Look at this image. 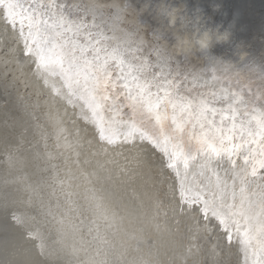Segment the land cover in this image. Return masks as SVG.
Wrapping results in <instances>:
<instances>
[{"label": "bare ground", "instance_id": "6f19581e", "mask_svg": "<svg viewBox=\"0 0 264 264\" xmlns=\"http://www.w3.org/2000/svg\"><path fill=\"white\" fill-rule=\"evenodd\" d=\"M116 2L145 46H158L170 56L166 73L175 66L194 72L198 79L190 77L185 88L217 92L220 106L227 99L228 78L235 83L239 75L251 89L246 98L264 107V0ZM12 43L0 37V55ZM40 76L47 82L33 76L29 87L20 88L27 112L18 107L15 88L8 94L0 88V264H184L190 244L210 246L219 230L224 232L212 219L210 231L194 240L177 206L180 192H173L180 185L168 169L161 172L165 158L139 139L114 146L101 142L92 123L68 103L74 86L66 72L53 67ZM121 115L113 113L117 129L123 128ZM148 118L146 109L140 110L137 119ZM232 181L227 164L218 175L203 176L193 164L182 191L199 202L198 208L214 201L210 219L213 210L226 211ZM200 223H207L203 213ZM232 235L229 241L225 234V242L235 243L243 264V237L235 227ZM261 239L250 233L252 245ZM217 260L225 264L227 255Z\"/></svg>", "mask_w": 264, "mask_h": 264}, {"label": "snow or ice", "instance_id": "6c2138e0", "mask_svg": "<svg viewBox=\"0 0 264 264\" xmlns=\"http://www.w3.org/2000/svg\"><path fill=\"white\" fill-rule=\"evenodd\" d=\"M0 25V37L13 41L0 55V88L4 94L17 90L21 110L27 112L29 105L20 88L29 87L33 76L46 83L47 76L40 73L59 67L74 86L68 103L85 123H92L101 142L114 146L118 140L134 144L139 139L165 158L161 172L168 169L180 185L173 192H180L177 206L194 240L210 231L212 219L223 227L210 246L190 244L184 264H219L221 253L227 255L225 264H241L235 243L225 242V234L233 240V227L243 237V264H264V239L250 243L251 232L264 237V107L246 98L251 89L239 75L235 83L228 78L227 99L220 106L217 92L185 88L190 77H198L179 66L166 73L170 56L158 46H145L136 28L124 22L116 0H7L6 6L0 5ZM105 31L113 36H105ZM149 67L157 71L149 72ZM142 109L149 114L147 120L137 119ZM116 111L122 113V129L114 127ZM193 164L202 176L218 175L223 164L232 170L231 202L224 212L213 210L210 219L207 213L215 202L198 208L199 202L182 191Z\"/></svg>", "mask_w": 264, "mask_h": 264}]
</instances>
